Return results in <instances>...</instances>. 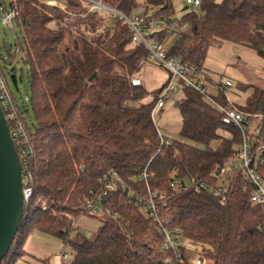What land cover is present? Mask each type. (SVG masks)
I'll return each mask as SVG.
<instances>
[{"label":"trees","instance_id":"obj_1","mask_svg":"<svg viewBox=\"0 0 264 264\" xmlns=\"http://www.w3.org/2000/svg\"><path fill=\"white\" fill-rule=\"evenodd\" d=\"M102 1L137 14L135 0ZM4 6V13L17 7L21 36L16 35L15 48L5 46L0 67L8 83L5 68L23 54L35 121L30 126L24 119L11 91L25 128V136L14 139L20 159L32 148L27 159L32 192L1 264L23 258L34 232L69 244L72 264H187L164 249L160 221L180 229L210 264H264V212L251 202L242 179L234 182L225 201L208 190L183 189L188 182L212 185L216 167L230 162L242 142L238 129L224 124L213 104L182 83L177 101L181 139L162 145L153 109L163 88L151 92L141 81L133 84L148 52L133 45L131 31L116 15L90 10L83 0H10L11 8ZM150 9L172 19V0H147L144 14ZM200 11L181 19L188 30L177 34L170 56L200 73L209 49L225 42L249 46L264 57V0H202ZM166 33H159L160 43ZM251 86L253 93L237 107L248 122L262 115L264 138V88ZM216 98L229 104L222 91ZM258 170L264 175V167ZM112 172L145 196L148 188L166 193L158 206L159 220L129 202L134 193L127 187L107 198L108 214L92 216L100 230L90 239L73 223L89 214L84 202ZM174 180L180 185L176 189Z\"/></svg>","mask_w":264,"mask_h":264},{"label":"built area","instance_id":"obj_2","mask_svg":"<svg viewBox=\"0 0 264 264\" xmlns=\"http://www.w3.org/2000/svg\"><path fill=\"white\" fill-rule=\"evenodd\" d=\"M89 5L90 10H97L114 14L121 20L132 33V43L135 46H143L148 54L141 59V64L152 63L160 68L167 70L170 73L169 82L165 85L164 95L160 98L153 109L160 111L164 107V100L170 97L174 92L173 82L181 81L185 86L191 88L194 92L200 94L213 104L222 115V122L238 129L241 134L242 142L237 147L236 154L233 159L221 166H217L214 170V182L212 185L207 183H192L188 182L183 185V189L195 188L197 190H208L215 198L225 201L231 192L232 186L236 180L242 179L245 184L243 190L250 193V200L254 205L263 209L264 212V175L259 172L258 167H264V138L262 137V115L255 114L256 121H246V114L238 107L232 105L229 100L228 105H224L216 97L207 93L205 82L193 66L185 65L175 57L169 55V48L158 41L159 33L166 31L171 34H179L182 28L187 26L183 23L180 26L170 17L156 16L157 9H150L148 14H132L127 15L116 8H113L102 0H83ZM51 4H58L56 1H50ZM202 0H186L188 9L194 12L200 10ZM61 6V4H59ZM63 8V6H61ZM18 14L17 7L11 8L3 14L2 23L14 29L15 18ZM181 20H179L180 22ZM133 84H139L140 80L133 78ZM233 87L231 80H226L220 87L225 95L229 89ZM0 106L5 113L6 119L12 123L10 129L13 139L19 136H25V128L19 121L18 110L12 98L11 90L7 81L3 76L0 67ZM161 144L170 145L172 139L164 136L159 131ZM28 144H25L27 146ZM32 148L25 149L21 160L23 174V194L24 202H27L32 192V175L27 167V159ZM145 179L149 177L148 173H144ZM178 180L171 183L172 189L179 187ZM129 187L134 193V199H130V203H135L141 207L142 212L147 217H154L159 220L158 206L160 201L166 198L165 192L152 191L148 188V196L138 193L133 190L128 184L115 172L105 174L101 189L95 192L90 198L84 202L86 212L92 216H102L109 213V210L104 206L107 198L113 193ZM169 219L167 222H170ZM76 226V221L73 223ZM82 231V230H81ZM158 231L163 235V247L165 250L173 251L178 261H186L187 264H204L203 258L195 253L190 252L186 248L183 249V235L180 229H173L159 224ZM60 256L63 263H67L69 253L66 250V243L60 249ZM180 261V262H181ZM175 264V263H172Z\"/></svg>","mask_w":264,"mask_h":264},{"label":"rangeland","instance_id":"obj_3","mask_svg":"<svg viewBox=\"0 0 264 264\" xmlns=\"http://www.w3.org/2000/svg\"><path fill=\"white\" fill-rule=\"evenodd\" d=\"M135 1L137 4L135 12L144 14L147 0ZM221 1L216 0V2ZM5 4L10 9V0H0V54L3 56H7L5 46L12 44L13 48H15L16 35L21 36L20 28L17 25H15L14 29H11L2 23ZM172 6L173 13L171 17L179 26L181 25L179 20L186 13L193 11L191 8L186 11L183 10L186 7V0H172ZM200 12V10L197 11V13ZM186 30H188V25L181 29V31ZM176 36V33H166V38L162 42L163 45L169 48L176 39ZM22 55L21 52L18 53L14 63L5 68V74L18 109L24 119L32 126L35 121V115L31 104V84ZM204 69L207 73V79L204 81L205 87L207 88V93L213 97H216L218 94V86L225 83L228 79L233 82L231 91L246 98L253 93L254 88L251 85L264 88V57L249 46L225 42L221 46L211 47L204 63ZM169 76L170 73L167 70L153 66L152 63H146L142 66L140 74L135 78L143 82L151 92L163 88L159 94L161 98L164 95L165 85L169 82ZM172 85L174 92L164 100V107L160 111L153 113V119L160 133L164 136L171 139H181L182 116L175 104L182 97L183 86L179 80L174 81ZM231 104L236 107L238 106L237 104ZM76 227L84 231L88 238L94 239L99 233L100 223L92 215L84 214L76 220ZM182 242L187 250L199 257L201 256L204 264H210L192 243L185 239ZM59 243L60 249L64 242L61 240ZM66 250L69 253V259L65 264H72L74 251L69 244H66Z\"/></svg>","mask_w":264,"mask_h":264},{"label":"water","instance_id":"obj_4","mask_svg":"<svg viewBox=\"0 0 264 264\" xmlns=\"http://www.w3.org/2000/svg\"><path fill=\"white\" fill-rule=\"evenodd\" d=\"M183 10H188V7ZM94 77L95 74L90 80ZM23 214L22 164L5 113L0 106V264L12 245Z\"/></svg>","mask_w":264,"mask_h":264},{"label":"crops","instance_id":"obj_5","mask_svg":"<svg viewBox=\"0 0 264 264\" xmlns=\"http://www.w3.org/2000/svg\"><path fill=\"white\" fill-rule=\"evenodd\" d=\"M153 66L157 65L153 64ZM201 77L204 81L207 79V73L205 69L204 72H202ZM221 85L222 84L218 86V93L220 92ZM231 88L227 92V100H229L230 103L237 104L238 106L245 105L249 96H247V98L244 96H239L232 92ZM59 242L61 241L58 238L50 234L34 232L32 235H30L26 243V255L16 264H65L63 263L60 256L61 248L59 249Z\"/></svg>","mask_w":264,"mask_h":264}]
</instances>
